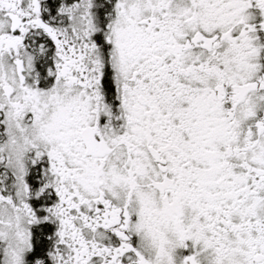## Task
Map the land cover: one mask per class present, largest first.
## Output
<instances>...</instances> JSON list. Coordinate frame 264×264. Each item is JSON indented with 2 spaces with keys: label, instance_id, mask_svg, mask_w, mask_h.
<instances>
[{
  "label": "snow or ice",
  "instance_id": "6c2138e0",
  "mask_svg": "<svg viewBox=\"0 0 264 264\" xmlns=\"http://www.w3.org/2000/svg\"><path fill=\"white\" fill-rule=\"evenodd\" d=\"M0 264H264V0H0Z\"/></svg>",
  "mask_w": 264,
  "mask_h": 264
}]
</instances>
